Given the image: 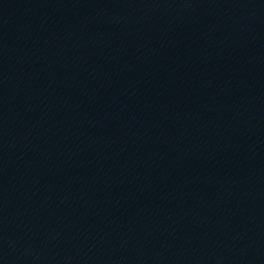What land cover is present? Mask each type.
<instances>
[{"label":"water","instance_id":"95a60500","mask_svg":"<svg viewBox=\"0 0 264 264\" xmlns=\"http://www.w3.org/2000/svg\"><path fill=\"white\" fill-rule=\"evenodd\" d=\"M0 264H264V0H0Z\"/></svg>","mask_w":264,"mask_h":264}]
</instances>
